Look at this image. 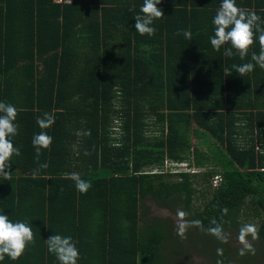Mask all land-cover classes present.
Instances as JSON below:
<instances>
[{"label":"trees","instance_id":"16d2710c","mask_svg":"<svg viewBox=\"0 0 264 264\" xmlns=\"http://www.w3.org/2000/svg\"><path fill=\"white\" fill-rule=\"evenodd\" d=\"M58 1L0 0V102L18 111L13 144L21 152L11 178L0 174V214L27 223L35 238L18 260L0 264H59L46 243L54 234L76 243L77 264H188L183 245L169 241L168 220L143 219L147 199L201 221L185 241L207 251L210 237L214 264L235 260L208 233L213 219L224 234L256 219L264 250V69L251 58L258 33L241 60L235 49L224 55L230 44L217 52L210 42L222 0H161L165 16L151 36L135 29L144 0ZM236 4L264 26V0ZM184 30L191 39L177 34ZM245 63L254 70L240 76L232 65ZM45 112L55 119L43 130L52 143L37 163L32 141ZM166 159L205 172L164 174ZM71 173L91 183L86 194ZM256 255L261 261L248 252L243 264H264Z\"/></svg>","mask_w":264,"mask_h":264},{"label":"clouds","instance_id":"9594fccd","mask_svg":"<svg viewBox=\"0 0 264 264\" xmlns=\"http://www.w3.org/2000/svg\"><path fill=\"white\" fill-rule=\"evenodd\" d=\"M58 2L70 1L59 0ZM160 3L161 0H144V4L140 9L141 14L134 16L135 29L140 35L147 34L151 36L155 34L156 29L152 27L154 21L162 19L165 16L164 11L158 7ZM213 24L215 26V34L210 38L211 45L219 52L222 46L230 44L231 47L226 48L224 51L226 57H232L234 55L233 49H235V53L243 60L248 56L252 45L257 39L258 33L260 51L258 55L252 53L251 58L260 68L264 69V26L261 25L260 17L255 11H248L238 7L236 0H222L213 19ZM177 34H182L186 39H191L192 36L191 32L188 30H184L182 33L178 32ZM254 67L253 63L232 65V68L235 69V72L240 76H245L252 72ZM224 73L226 76L232 74L227 68L224 69ZM17 116L18 111L15 106L0 102V174L7 179H10L12 175L10 169L12 168L11 161L13 156H20L21 154L20 149L14 147L13 144V138L18 135L19 129V125L15 123ZM54 123V117L47 112L43 114V117H37V124L42 129L40 133L34 136L32 141L36 151L37 163H39L41 150L50 149L52 143V137L43 130L50 128ZM47 167L48 165L46 163L40 164V168ZM198 173L203 172L201 171ZM33 178H37L36 172L33 173ZM68 178L75 182L76 189L82 194H86L92 186L90 182L81 179L79 174L71 173ZM185 216V212L181 210L177 211V235L182 239H186L185 233L192 224L202 226L201 221L189 222L185 220ZM210 223L214 226H210L207 229L208 233L215 236L222 243H228L222 226L218 224L215 219ZM249 235H251L254 240L259 238L256 226L253 224L242 225L238 236V240L243 246L239 250L240 255H245L248 252L255 254L253 245L247 240ZM46 243L48 251L56 256L59 264H77L80 254L76 247V243L70 236L64 237L59 234H54L46 239ZM29 244H35L32 228L25 222H12L9 220L8 216L0 214V261L4 260L5 256L13 261L18 260L24 254ZM217 251L218 254H222V249H218Z\"/></svg>","mask_w":264,"mask_h":264},{"label":"rangeland","instance_id":"374dc122","mask_svg":"<svg viewBox=\"0 0 264 264\" xmlns=\"http://www.w3.org/2000/svg\"><path fill=\"white\" fill-rule=\"evenodd\" d=\"M120 122L119 119H116V121L114 122V126H116L115 128L117 129L119 126L118 123ZM149 131H151L148 135L149 137H155L156 132L158 130H155V128H150ZM118 134H116L117 136ZM194 147H197V144H194L195 140H192ZM200 146L203 144H199ZM200 149L205 150V147H200ZM161 168H163L162 173L164 174H172V173H177V172H186L189 174L192 173H198V172H204L205 167L203 168H195L191 166H188V164L186 162H182V163H175L174 161H170L169 159H166L163 163V165L161 166ZM216 171V173H221L220 170L218 169H214ZM148 171H150L151 174L154 173H159V169L158 166L155 167H151L148 169ZM166 172V173H165ZM174 180H177V177H173ZM179 180V179H178ZM220 184V183H219ZM218 184V185H219ZM216 185V186H218ZM215 187V186H212ZM194 204L196 206H201L202 205V200L199 201H194ZM143 206L147 208V213L143 216V219L149 221L151 218H161V219H165L168 220V225L169 230L173 231L171 236H170V240L171 242H173L175 244V241L180 242L183 246L181 247L184 251H186L187 253H189L188 257V264H214L212 262V259L210 258V254L211 252L208 251L209 249V245H214L211 242L210 237H203L204 243L209 244L207 246V251H204L201 248H194L192 247L193 244L200 242L198 239H192L189 241H185V239H182L180 236L176 235L177 232V223H178V217H177V211L181 210L178 206H170L171 208L165 207L163 206L160 202H155L151 199H147L146 201L143 202ZM182 211V210H181ZM187 216H185L186 219ZM258 221L256 219L252 220V218H249L248 221L245 224H253L256 226L257 228V224ZM191 230H194V228H191ZM239 230L240 229H233L231 231H228L225 233V236L227 237L228 243H223L225 249L227 250L229 257H233V259L235 260V264H243V261L245 259V257L243 258V255H240L238 250H240L243 246L240 244L239 240H238V236H239ZM193 233V232H192ZM196 236V233H194ZM201 234V232H198V235ZM174 236V237H172ZM187 239V236H186ZM247 240L249 241V243H251L255 249V254L254 256L256 257L257 260L261 261V257H257L256 252L258 253V255L264 257V250L263 248H261L259 246V241L257 239H252L251 235H249L247 237ZM203 243V241H202ZM170 246V244H168ZM167 250H171L170 247L166 248ZM223 250V249H222ZM185 253V252H184ZM164 254L167 257H173V260H178V259H184L185 260V254H183V252H181V256L179 258V256L175 253V252H165ZM264 259V258H263Z\"/></svg>","mask_w":264,"mask_h":264},{"label":"built area","instance_id":"2783aa9c","mask_svg":"<svg viewBox=\"0 0 264 264\" xmlns=\"http://www.w3.org/2000/svg\"><path fill=\"white\" fill-rule=\"evenodd\" d=\"M220 177L218 176V175H215L214 177H213V179H212V186H215L216 187V185H218L219 183H220Z\"/></svg>","mask_w":264,"mask_h":264}]
</instances>
